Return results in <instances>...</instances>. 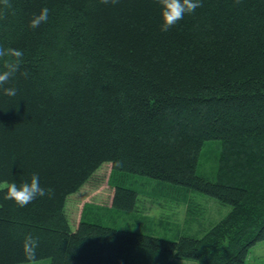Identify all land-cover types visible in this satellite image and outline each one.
Returning a JSON list of instances; mask_svg holds the SVG:
<instances>
[{"label":"trees","instance_id":"obj_1","mask_svg":"<svg viewBox=\"0 0 264 264\" xmlns=\"http://www.w3.org/2000/svg\"><path fill=\"white\" fill-rule=\"evenodd\" d=\"M162 23L161 0H0V72L18 63L0 86V185L37 174L46 189L22 207L0 187V264H28L29 234L50 264H246L264 241V0H201ZM212 141L216 181L198 174ZM105 164L232 211L200 239L84 219L74 231L66 202ZM137 200L117 183L114 209Z\"/></svg>","mask_w":264,"mask_h":264},{"label":"rangeland","instance_id":"obj_2","mask_svg":"<svg viewBox=\"0 0 264 264\" xmlns=\"http://www.w3.org/2000/svg\"><path fill=\"white\" fill-rule=\"evenodd\" d=\"M219 142H207L198 174L217 180ZM215 169V174H211ZM209 174V175H206ZM136 191L138 200L134 212L113 208L116 185ZM67 216L75 231L82 219L106 227L134 231L157 238L178 241L183 237L203 238L223 220L232 208L216 200L171 183L134 174H113V165L99 168L91 181L70 196L66 202ZM176 260V258H172ZM179 264H197L179 260ZM34 264H50L49 260ZM246 264H264V241L250 252Z\"/></svg>","mask_w":264,"mask_h":264},{"label":"clouds","instance_id":"obj_3","mask_svg":"<svg viewBox=\"0 0 264 264\" xmlns=\"http://www.w3.org/2000/svg\"><path fill=\"white\" fill-rule=\"evenodd\" d=\"M162 2V30L167 31L170 27L176 25L184 18L187 13L194 12L199 6L201 0H161ZM49 16V9L44 7L39 14H35L30 21L31 26L38 28L42 22H46ZM9 54L8 50L0 47V56ZM11 55L16 58L23 56V51L20 49H12ZM18 68V63L12 62L8 65V70L0 72V86L10 79ZM10 96H15L17 89L15 87H8L5 89ZM0 187L5 188V198L14 200L20 206H26L38 196H45L46 189L41 186L40 177L37 174L31 176L30 181H23L17 183L16 181L4 182ZM38 246V238L29 234L24 242V249L28 264H34L36 259V249Z\"/></svg>","mask_w":264,"mask_h":264}]
</instances>
